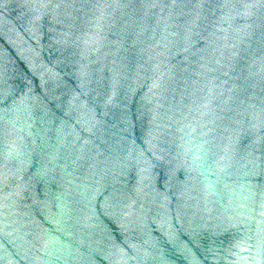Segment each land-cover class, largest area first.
<instances>
[{
  "label": "water",
  "instance_id": "obj_1",
  "mask_svg": "<svg viewBox=\"0 0 264 264\" xmlns=\"http://www.w3.org/2000/svg\"><path fill=\"white\" fill-rule=\"evenodd\" d=\"M0 264H264V0H0Z\"/></svg>",
  "mask_w": 264,
  "mask_h": 264
}]
</instances>
